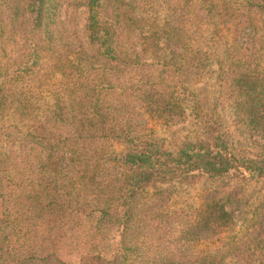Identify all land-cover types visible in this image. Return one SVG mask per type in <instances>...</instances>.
<instances>
[{
	"label": "trees",
	"instance_id": "16d2710c",
	"mask_svg": "<svg viewBox=\"0 0 264 264\" xmlns=\"http://www.w3.org/2000/svg\"><path fill=\"white\" fill-rule=\"evenodd\" d=\"M0 264H264V0H0Z\"/></svg>",
	"mask_w": 264,
	"mask_h": 264
},
{
	"label": "rangeland",
	"instance_id": "374dc122",
	"mask_svg": "<svg viewBox=\"0 0 264 264\" xmlns=\"http://www.w3.org/2000/svg\"><path fill=\"white\" fill-rule=\"evenodd\" d=\"M80 11L79 22L80 24L84 21V15L82 14V10ZM213 79L207 78V80L203 82H199L192 86L193 91L196 94L197 100L200 104V112L202 114H206L212 116L213 118H221L223 120L224 126L227 125V128L230 131V135L233 140L238 143L241 138L234 131L233 127L230 126V111L227 106H219L217 99L219 98L218 93L215 91L213 87ZM152 124H155L152 122ZM158 136L164 139L165 144L171 148L173 146L182 144L185 141H195L197 139H201V132L198 130L199 126L197 123H179L172 125H161L155 124L154 127ZM252 189L249 188L247 190L248 195L252 194ZM196 190H192V195L196 194ZM242 218L239 217V221ZM241 222V221H240ZM239 222V224H240Z\"/></svg>",
	"mask_w": 264,
	"mask_h": 264
}]
</instances>
